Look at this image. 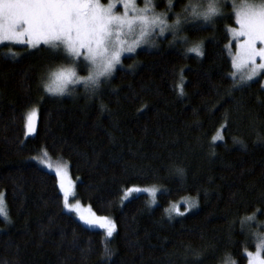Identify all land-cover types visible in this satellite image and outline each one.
I'll return each instance as SVG.
<instances>
[{"label": "trees", "instance_id": "obj_1", "mask_svg": "<svg viewBox=\"0 0 264 264\" xmlns=\"http://www.w3.org/2000/svg\"><path fill=\"white\" fill-rule=\"evenodd\" d=\"M189 2L175 0L167 21L182 20ZM234 26L228 18L194 20L172 41L123 57L95 94L46 93V72L61 54L0 46V193L8 214L0 216V264L248 262L244 252L255 243L247 218L264 217V88L259 80L233 86L226 46ZM201 42L202 56L188 52ZM33 110L36 131L26 137ZM44 153L66 165L76 201L114 221L113 237L64 210L56 176L40 165ZM143 186L160 188L155 205L145 195L121 203L125 190ZM183 196L197 207L169 213Z\"/></svg>", "mask_w": 264, "mask_h": 264}, {"label": "snow or ice", "instance_id": "obj_2", "mask_svg": "<svg viewBox=\"0 0 264 264\" xmlns=\"http://www.w3.org/2000/svg\"><path fill=\"white\" fill-rule=\"evenodd\" d=\"M228 4L229 0H196L195 3L190 0L184 6V12L193 20H203L205 25L214 24L220 18L234 21L237 27L227 28L235 41L232 66L234 69L251 70L246 78L239 80L233 74V86L238 87L264 72V0H230L232 11L225 14L223 8ZM117 5L123 8L122 13H118ZM155 7L154 0H145L142 8L137 6V0H109L107 5L101 0H0V43L11 41L28 45L31 49L44 44L61 54L62 62L71 67L52 73L51 84L45 86L46 93L63 95L69 84L82 82L86 93L95 94L103 83L111 79L117 65L122 67V55L135 53L154 34V29H158L161 36L170 31L174 37L183 30L187 16L182 21L177 14L175 23L168 24V17L155 14ZM172 7L173 0H168V9ZM183 42L187 43V40ZM230 46H226V49ZM201 49L202 42L189 48L188 52L202 56ZM81 70L86 71L87 75L80 76L78 73ZM101 109H104L103 105ZM35 116V110L28 115L25 135L36 131L33 123ZM176 174L182 175L183 170H177ZM56 176L65 197L64 207L73 211L67 200L66 178L60 170L56 171ZM191 206L197 205L193 203ZM176 211L178 215H183L178 209ZM0 216L8 221L2 193ZM79 219L90 227L98 225L106 229L107 237H112L116 230L115 223L107 217L94 220L80 215ZM254 219L255 216L247 218L248 221ZM241 223L243 225L245 221ZM256 240L255 252L247 251L245 246L244 255L248 258V264H264V235L257 233ZM105 254L111 255L107 247ZM226 264H236V261H226Z\"/></svg>", "mask_w": 264, "mask_h": 264}, {"label": "rangeland", "instance_id": "obj_3", "mask_svg": "<svg viewBox=\"0 0 264 264\" xmlns=\"http://www.w3.org/2000/svg\"><path fill=\"white\" fill-rule=\"evenodd\" d=\"M101 2L104 4V5H107L109 3V0H101ZM144 3H145V0H137V6L142 8L144 7ZM154 3L156 5L155 7V14L159 15V14H165L167 17L169 14H171V11L168 9V0H154ZM175 4V0H173V5ZM117 9H118V13H122L123 12V8H121L119 5H117ZM230 9V10H229ZM184 11V10H183ZM232 11L231 9V6H230V0H229V4L228 6L224 7L223 8V12L225 14H228ZM182 14V13H181ZM189 17L191 18V16L188 14V13H185L183 12V19L182 21H184L185 17ZM189 21H186L183 23V28L185 27H193L194 26V20H190L188 19ZM176 20H174V23H175ZM168 24H173L172 23H169L167 21ZM234 27H237L236 25ZM153 35L149 36L147 38V42L146 43H143L140 47H138L136 49L139 50V49H142V48H145V49H152L156 46V43H159L160 41L166 39L168 37V39L170 41H172V32L170 31H166L162 36L159 34V30L158 29H154L153 30ZM139 34V29L136 30V35L138 36ZM229 34V43H228V46L229 44H231L229 48V51L231 52L232 56L235 55V52H236V49L234 47V43L235 41L233 40L232 36L230 35V33L228 32ZM129 39V42H131V35H129L128 37ZM5 44H15V45H19V46H26L28 47V49H31L30 46L28 45H25V44H20V43H15V42H11V41H5L3 43H0V46L2 45H5ZM39 46H45V47H48L44 44H40L38 45L37 47ZM36 47V48H37ZM135 51V52H136ZM134 53H124L122 55V58L125 57V56H128V55H133ZM60 63L57 64V63H54V68L52 70H48L46 73V82L48 84H51V80H52V73H55L57 71H59L60 69L62 68H67V67H71L70 64H65L62 62V60H59ZM118 67H121L120 65H117L116 68ZM234 74L235 76L240 79V78H246L247 75L250 73V69L248 68H240V69H234ZM80 76H86L87 75V72L86 71H83L81 70L79 73H78ZM255 80H259L260 81V84L262 86V88H264V72H261L259 75H257L256 77H254L252 80L248 81L247 83L251 82V81H255ZM42 82H43V79H42ZM46 86V85H45ZM45 86H44V90H45ZM76 87H81L82 89H85L84 86H83V83H77L75 85H72V84H69L66 88V91H65V94H63L64 96L66 95H70V94H67V93H73L75 91V88ZM49 94V93H48ZM54 95H59V94H54ZM36 111V110H35ZM32 112V111H31ZM29 112L28 115L31 113ZM28 117V116H27ZM33 123L35 125V127L37 126V116L33 117ZM26 124H27V118H26ZM26 124H25V132L27 131V128H26ZM35 134L32 133L30 135H26V137H29V136H33ZM45 154V153H44ZM46 155V154H45ZM48 159V160H47ZM40 162V165L47 171L53 173L55 176H56V171L57 170H60V172L62 174H64L65 178H66V186L68 187V197H67V200H68V203L69 205L72 207L73 211H69L68 209H66L64 207V201H65V197L63 195V192L61 191L60 187H59V178L56 176L57 178V183H58V187H59V190L62 194V198H63V208L65 211L67 212H70V213H73L75 215V217L86 227L90 228V229H94V230H99V231H102L105 236H106V229L104 228H100L98 225L96 226H88V225H85L83 223V221H81L79 219V216L80 215H83L85 216L86 218L87 217H92L94 220L99 218V217H107V216H100V215H97L95 214L88 206H84L83 204H81L80 202L76 201L74 199V196H75V191H74V182L71 180L69 174H68V171H67V167L65 164L59 162V161H54V160H51L49 157H47L46 155V159H42ZM139 189V191H136V192H130L129 190L130 189ZM160 188L159 187H156V186H143V187H131L129 188L128 190H125L121 196V203L127 201L128 199H130L131 197H134V196H138V195H145L147 198H148V202L150 205H155L156 203V195L157 193L159 192ZM192 197L190 196H183L181 197L177 203L175 204H172L170 205V207L167 209V211L169 213H171V209L173 206H175L173 208V210L176 211V209L179 210V212L183 213V214H186L188 213L189 211H192L193 209H195L196 207H192L191 205L193 204V202L191 201ZM187 202V203H186ZM186 204L187 206L189 207H185V208H182V206ZM197 205V204H196ZM6 211V210H5ZM3 217V216H1ZM252 217V216H251ZM108 219L112 220L110 217H107ZM113 221V220H112ZM114 222V221H113ZM247 225H248V233L249 235L251 236V238L254 240V243H255V249L254 251L252 252H255L256 251V234L259 233V234H262L264 235V217L262 219H259L257 216H255V219L254 220H251V221H248L247 220ZM246 225V227H247ZM116 231V230H115ZM115 231L113 232V235L115 233ZM112 235V237H113ZM107 237V236H106ZM107 238H111V237H107ZM232 259L230 257H227L221 264H226V261H231ZM248 264V262L246 263Z\"/></svg>", "mask_w": 264, "mask_h": 264}]
</instances>
